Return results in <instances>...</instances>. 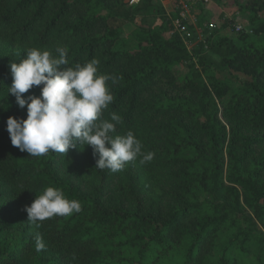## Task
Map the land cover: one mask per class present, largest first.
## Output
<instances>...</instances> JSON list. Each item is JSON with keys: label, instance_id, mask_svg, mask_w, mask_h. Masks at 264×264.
<instances>
[{"label": "trees", "instance_id": "1", "mask_svg": "<svg viewBox=\"0 0 264 264\" xmlns=\"http://www.w3.org/2000/svg\"><path fill=\"white\" fill-rule=\"evenodd\" d=\"M235 5L251 35L235 17L222 23L233 35L207 31L197 7L204 43L188 50L158 0H0V264H264V0ZM58 46L68 66L95 58L118 78L102 119L118 114L114 135L133 131L152 161L113 173L91 146L37 158L11 144L6 121L27 108L9 65ZM49 186L82 210L27 222Z\"/></svg>", "mask_w": 264, "mask_h": 264}, {"label": "clouds", "instance_id": "2", "mask_svg": "<svg viewBox=\"0 0 264 264\" xmlns=\"http://www.w3.org/2000/svg\"><path fill=\"white\" fill-rule=\"evenodd\" d=\"M55 53L31 48L19 62L9 65L12 84L8 93L21 109L27 108L26 119L8 117L6 121L11 144L37 158L50 152L66 154L78 145L91 146L94 156L98 155L95 168L113 173L138 158L141 165L152 161L154 153L142 150L133 131L114 135L122 122L118 114L102 119L114 100L109 81L115 84L118 78L99 74L95 58L68 66V49L58 46ZM34 86L40 88V95L25 98L22 94ZM24 210L27 222L40 226L47 219L79 213L82 206L78 200L67 199L61 189L49 186ZM44 249L42 237L37 236L35 250Z\"/></svg>", "mask_w": 264, "mask_h": 264}, {"label": "built area", "instance_id": "3", "mask_svg": "<svg viewBox=\"0 0 264 264\" xmlns=\"http://www.w3.org/2000/svg\"><path fill=\"white\" fill-rule=\"evenodd\" d=\"M128 6L139 4L141 0H124ZM163 8L166 17L171 19L173 32H176L188 50L194 48V40L202 41L203 30L199 27V20L195 17L197 7L207 10L213 4L212 0H158ZM173 15H176L174 17ZM203 28L207 31L217 29V22L211 19L204 23ZM235 33H246L251 35L253 31L244 25L236 22L234 24Z\"/></svg>", "mask_w": 264, "mask_h": 264}, {"label": "rangeland", "instance_id": "4", "mask_svg": "<svg viewBox=\"0 0 264 264\" xmlns=\"http://www.w3.org/2000/svg\"><path fill=\"white\" fill-rule=\"evenodd\" d=\"M250 0H221L220 2H215L212 5L209 6V8L206 10V17L207 19H213L217 22V36H223L224 34L230 33L233 35L234 33L230 31L232 27L226 28L222 23L226 20H231L232 18L235 17V20L244 25V26H250L249 25V20L246 15L243 14V12H240L235 4H248ZM195 17H197V12L195 14ZM223 18V19H222ZM151 20V18H149ZM235 21V22H236ZM138 23L139 20L136 19L134 20H129L125 23L124 25V32L128 36L133 29H135V24ZM251 27V26H250ZM215 39V38H213ZM204 40V36L202 35V41ZM202 41H197L194 40V46L196 47L197 44L202 43ZM216 39L214 40V42ZM204 43V42H203ZM202 43V44H203ZM207 46V44H206ZM203 56H209L210 54L208 53L207 49L204 47L202 50ZM215 61H218L216 58L213 57ZM248 213V210H245ZM258 228L262 230L261 226L258 225ZM254 257V254H252L251 258Z\"/></svg>", "mask_w": 264, "mask_h": 264}]
</instances>
